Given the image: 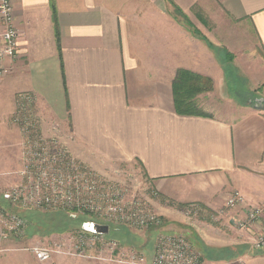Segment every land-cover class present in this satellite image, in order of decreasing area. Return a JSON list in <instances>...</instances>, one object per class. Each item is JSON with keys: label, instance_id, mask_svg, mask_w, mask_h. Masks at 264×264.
I'll list each match as a JSON object with an SVG mask.
<instances>
[{"label": "crops", "instance_id": "crops-1", "mask_svg": "<svg viewBox=\"0 0 264 264\" xmlns=\"http://www.w3.org/2000/svg\"><path fill=\"white\" fill-rule=\"evenodd\" d=\"M10 1L18 48L0 82V148H12L1 152L3 162L20 156L10 118L16 96L27 94L40 132L104 177L133 163L182 209L218 211L234 192L243 203L228 214L264 206V112L254 109L264 99V0ZM178 70L212 82L198 96L200 115L175 112ZM228 72L246 85V100L233 92ZM206 230L197 231L202 247L211 240ZM233 239L216 245L242 243ZM2 246L0 264H36L30 252L7 240ZM204 264H264V250Z\"/></svg>", "mask_w": 264, "mask_h": 264}, {"label": "rangeland", "instance_id": "rangeland-1", "mask_svg": "<svg viewBox=\"0 0 264 264\" xmlns=\"http://www.w3.org/2000/svg\"><path fill=\"white\" fill-rule=\"evenodd\" d=\"M190 25H192L190 23ZM9 72V70H8ZM196 74L195 72H192ZM238 73V72H237ZM8 74V73H7ZM5 74V76L7 75ZM229 74V72H228ZM3 76L0 78L3 80ZM201 76V75H200ZM235 95L242 101L249 95L246 85L238 84L235 79L239 75L229 74ZM205 77V76H202ZM208 93V92H207ZM206 94V93H203ZM22 95V94H20ZM20 95L16 96L14 113L10 118V123L15 126L21 136L19 154L15 157L14 163L6 164L3 162L4 156L1 152L5 149L11 150L7 146L0 148V243L7 240V244L14 245L16 248H22L29 251L33 246L44 247L51 250V258L45 263L36 264H120L115 259L120 251L133 252L135 258H143L144 264H150L157 248V242L163 237H172L182 235L189 241L192 248L199 254V264L230 260L240 257L242 252L250 253L260 252L264 248H256L255 240L264 223L256 224L250 230L240 229L234 221L242 219L244 216L228 214V208L224 205L221 210L211 211L202 209L196 205L187 208H181L172 202L162 198L154 189L151 183L145 178L136 164L122 166L120 171H115L111 177H104L84 163L78 162L75 158L71 160L77 165V171L88 174L89 179L95 185L93 196L81 194L75 197L70 205H59L53 207H36L31 204H23L21 201L13 202L6 197L11 188H19L27 184V178L22 175L28 164H32L34 169L46 168L50 172L52 168H60L61 162L57 164L49 159L48 150H54L57 144L64 146L69 155L70 152L65 145H62L56 137H45L40 132L41 117L36 111L35 99L30 101L23 100ZM247 95V96H246ZM249 97H252L250 94ZM252 100V98H250ZM199 111L201 108L196 97ZM2 102L4 98L2 96ZM4 127V126H3ZM2 127V128H3ZM31 140L27 146L25 142ZM3 141H6L4 139ZM42 145L46 147L41 148ZM61 149V151H63ZM66 154L67 156H69ZM36 156H43L35 158ZM27 158H35L29 162ZM101 193H107L108 198L100 199ZM85 200H92L93 206L98 207V212L106 214L102 217L98 212L86 211L79 206ZM101 201V202H100ZM122 207V210L115 208ZM241 208V207H238ZM115 209V211H111ZM228 211H227V210ZM237 209V208H236ZM101 210V211H100ZM243 210V209H241ZM133 214L138 215L132 218ZM153 217L154 221L149 222L148 218ZM22 223V233L14 235L8 228L14 225V219ZM263 218V217H262ZM86 222H94L108 227V234L102 238L93 239L84 235L86 242L84 248H81V226ZM223 223V234L215 237L213 229ZM231 224L234 229H229ZM204 228H208L211 240L203 244L199 243L197 231L201 233ZM246 232V233H245ZM248 233V234H247ZM231 236V238H230ZM229 237V238H228ZM237 238L240 242L233 247V243L220 247L216 244V239ZM15 241L18 243L15 244ZM98 241L97 246H93L88 251L87 244ZM234 242L235 240H231ZM107 242V243H105ZM109 242L116 243L117 249L110 256L109 250L100 245H107ZM26 246H28L26 248ZM30 246V247H29ZM224 250L223 253L220 250ZM231 253L228 257V253ZM31 253V252H30ZM32 254V253H31ZM226 254V256H222ZM33 256V255H32ZM61 259V261H59ZM123 264H142L136 261H128Z\"/></svg>", "mask_w": 264, "mask_h": 264}, {"label": "built area", "instance_id": "built-area-1", "mask_svg": "<svg viewBox=\"0 0 264 264\" xmlns=\"http://www.w3.org/2000/svg\"><path fill=\"white\" fill-rule=\"evenodd\" d=\"M12 19L11 1L0 0V78L8 73L5 60L15 58L17 54L18 32L13 26ZM20 97L25 101H30L31 99L27 94H22ZM29 142H31L30 139L25 142V146H27ZM44 147L46 146H41V148ZM63 148L64 150L61 151ZM50 153H52L53 156H50ZM66 154H68L66 148L59 144L54 146V150L47 151L46 155H49L51 161H56L54 162L55 164H57V161L61 162L64 160V162H61L60 168H52L51 172L46 168L37 167V169H34L32 164H28L26 169L22 172V175L28 180L27 184L19 188H11L6 194V197L13 202L21 201L23 204H31L36 207H49L51 204L53 207H57L59 205L65 206L72 204L75 197L81 194L93 196L95 185L89 179L88 174L78 172V167L74 162L75 159L72 161L70 159L72 156L69 154V156H67ZM41 157L43 156H36L35 158ZM35 158H27V160L31 162L35 160ZM99 197L103 200L104 198H108V194L101 193ZM242 203V195L238 192H234L226 199L225 206L228 210H234L240 207ZM79 207L88 212L94 210L98 212L99 210L98 207L93 206L92 200H85ZM115 209L122 210V207ZM115 209H111V211H115ZM242 211L244 217L234 221L242 230H250L253 226L260 223L264 216V206L244 208ZM98 213L100 216L106 217L107 219L109 217L104 213ZM136 217H138V215L133 214L132 218ZM13 219L14 225L8 229L13 232L14 235L19 236L22 233V223L16 218ZM148 219L149 222L154 221L153 217H149ZM81 231V235L78 239L81 241V248L79 250H82L86 244V242L83 241L84 235H88L90 239L92 237L97 240L103 237V235ZM97 245H99L98 241H90V243L87 244L88 251L91 250L93 246ZM116 245V243L109 242L106 246H100L107 248L109 250L108 254L112 256L117 249ZM255 247L264 248V228L256 237ZM29 251L39 263H45L51 258V250L44 247L33 246L29 248ZM4 252L5 249L0 243V258ZM111 258L115 259L116 262L120 264L128 261H136L144 264V259L135 258L133 252L127 253L120 251L117 258H113V256ZM150 264H199V254L182 235L172 237L163 236L159 242H157V248Z\"/></svg>", "mask_w": 264, "mask_h": 264}, {"label": "trees", "instance_id": "trees-1", "mask_svg": "<svg viewBox=\"0 0 264 264\" xmlns=\"http://www.w3.org/2000/svg\"><path fill=\"white\" fill-rule=\"evenodd\" d=\"M173 15L176 19L186 27L190 24L186 16L173 3H170ZM173 103L176 114L182 116L200 115L196 97L210 92L212 90V82L207 77H202L198 74L186 70H178L174 77L173 83Z\"/></svg>", "mask_w": 264, "mask_h": 264}, {"label": "water", "instance_id": "water-1", "mask_svg": "<svg viewBox=\"0 0 264 264\" xmlns=\"http://www.w3.org/2000/svg\"><path fill=\"white\" fill-rule=\"evenodd\" d=\"M254 109L264 112V99H255L254 100ZM81 230L85 232H90L98 235H107L108 227L104 225H99L94 222H86L81 226Z\"/></svg>", "mask_w": 264, "mask_h": 264}]
</instances>
